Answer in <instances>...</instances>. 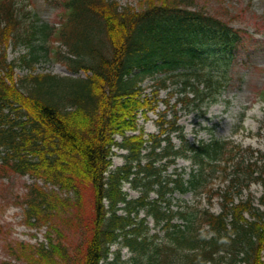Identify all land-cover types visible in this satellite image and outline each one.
<instances>
[{
	"label": "trees",
	"instance_id": "obj_1",
	"mask_svg": "<svg viewBox=\"0 0 264 264\" xmlns=\"http://www.w3.org/2000/svg\"><path fill=\"white\" fill-rule=\"evenodd\" d=\"M58 2L50 23L24 0H0V178L33 179L19 204L26 224L47 232L38 244L11 247L20 261L11 264H264V152L219 138L188 141L176 111L166 118L168 105L157 133L139 124L160 100L168 103L173 91L158 93L170 84H179L177 101L186 106L218 100L224 82L207 67L247 31L183 0ZM10 45L27 51L9 60ZM49 57L84 74L33 71ZM19 65L29 69L22 77ZM147 78L150 94L141 85ZM114 147L125 149L124 161L111 168ZM177 158L190 170L167 172ZM251 182L263 192L242 197ZM125 183L138 196L129 197ZM71 191L74 198L61 194ZM188 191L205 193L209 204L218 196L219 211L173 200Z\"/></svg>",
	"mask_w": 264,
	"mask_h": 264
},
{
	"label": "rangeland",
	"instance_id": "obj_2",
	"mask_svg": "<svg viewBox=\"0 0 264 264\" xmlns=\"http://www.w3.org/2000/svg\"><path fill=\"white\" fill-rule=\"evenodd\" d=\"M26 7L30 9L32 16L36 15L41 21L50 23L57 22L61 4L58 0H24ZM120 6H138L139 0H116ZM183 4L204 10L205 12L216 13L235 28L245 29L247 33L241 34V43L233 51L222 55L223 59L212 63L210 69L216 77L220 78L224 84L221 86V94L218 100L209 104L194 106L189 103L187 106L183 102L177 101L180 92L177 90L179 84H170L167 88L159 89L158 97L167 98L170 90L173 91L168 103L160 100L155 111L148 112V119H139V124L146 134L157 133L158 124L156 119L158 113L170 108L167 119L171 117L172 110L176 111L178 124L182 126L185 138L188 141L199 139L209 140L219 138L230 140L233 144L239 145L242 149L250 148L264 152V0H183ZM57 43V42H56ZM60 45V44H59ZM62 50L66 47L61 45ZM25 46L8 47L7 56L9 60L16 59L25 53ZM34 72H49L58 76H82L84 73L70 72L63 62L57 61L53 57L40 59L33 65ZM29 72L24 66L15 67L17 77H22ZM152 79H145L141 85L144 93L150 94L152 89ZM191 96V93H189ZM177 101L175 107L173 103ZM175 144L180 142L176 131L171 133ZM119 139L120 137H116ZM115 153L111 156V168L123 163L122 156L125 150L113 148ZM256 154V152H255ZM191 162L185 158H177L175 164L167 168V172L173 170H190ZM33 182L29 175H19L7 173L0 178V264H11L20 262L9 252L11 247H15L17 242L38 244L45 240L47 234L45 226L33 227L26 224L23 215V206L20 201L27 190V185ZM42 185V181H38ZM219 184V179L213 181V185ZM47 188H54L46 185ZM124 189L129 197L138 196V192L132 189L129 184H124ZM250 192L258 197L263 192V185L259 182H251L248 188L243 189L242 197ZM75 197V192L68 194ZM152 196L154 194L152 193ZM183 198L189 205H202L209 207L214 212H218L219 197L214 196L211 204L208 203L205 193L194 195L188 191L185 193H174L173 200ZM142 215V214H141ZM151 231L157 230L153 220L148 219ZM72 233L67 237V243L73 246L77 242V237L71 227ZM50 235V234H49ZM51 237L56 238V234L51 232ZM114 248V247H113ZM123 257L128 255L127 249L121 250ZM26 264L25 261L21 262Z\"/></svg>",
	"mask_w": 264,
	"mask_h": 264
}]
</instances>
